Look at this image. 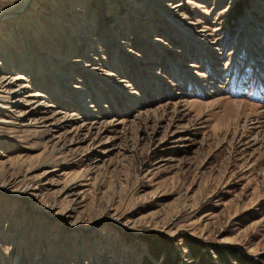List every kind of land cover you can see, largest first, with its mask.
Wrapping results in <instances>:
<instances>
[{
    "label": "rangeland",
    "instance_id": "374dc122",
    "mask_svg": "<svg viewBox=\"0 0 264 264\" xmlns=\"http://www.w3.org/2000/svg\"><path fill=\"white\" fill-rule=\"evenodd\" d=\"M5 11L0 264H264V0Z\"/></svg>",
    "mask_w": 264,
    "mask_h": 264
},
{
    "label": "trees",
    "instance_id": "16d2710c",
    "mask_svg": "<svg viewBox=\"0 0 264 264\" xmlns=\"http://www.w3.org/2000/svg\"><path fill=\"white\" fill-rule=\"evenodd\" d=\"M194 247H196V254L201 256V259L197 261L196 255L193 258L198 264H256L253 257L246 255L244 252H240L233 245H220L216 246L217 258L215 259L210 252V249L200 242H195ZM181 260L174 264H181ZM208 262V263H206Z\"/></svg>",
    "mask_w": 264,
    "mask_h": 264
},
{
    "label": "bare ground",
    "instance_id": "6f19581e",
    "mask_svg": "<svg viewBox=\"0 0 264 264\" xmlns=\"http://www.w3.org/2000/svg\"><path fill=\"white\" fill-rule=\"evenodd\" d=\"M28 1H29V4H30L31 0H28ZM26 5H28V3ZM8 14H10V11H5L4 13H2V15H0V19L7 18L9 16Z\"/></svg>",
    "mask_w": 264,
    "mask_h": 264
}]
</instances>
